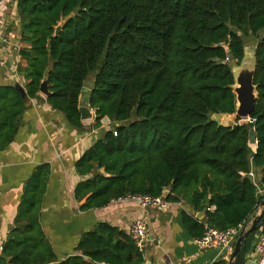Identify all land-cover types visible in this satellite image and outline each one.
<instances>
[{"label":"trees","instance_id":"1","mask_svg":"<svg viewBox=\"0 0 264 264\" xmlns=\"http://www.w3.org/2000/svg\"><path fill=\"white\" fill-rule=\"evenodd\" d=\"M15 7L25 62L17 73L28 98L38 97L47 73L46 101L82 128L78 99L90 81L94 127L103 117L119 124L104 129L76 162L80 175L93 173L74 189L76 200L84 199L81 210L167 190V201L204 210L203 223L186 216L196 237L204 224L227 229L253 217L262 199L254 179L264 189V0H15ZM247 39L255 42L257 98L249 122L225 128L211 116L235 112L232 67ZM25 109L15 85L0 84V146L11 140ZM36 174L1 246L0 264L58 260L37 215L46 169ZM263 223L264 214L234 264H244ZM75 250L80 253L59 264L141 260L129 233L107 222L82 234Z\"/></svg>","mask_w":264,"mask_h":264},{"label":"crops","instance_id":"2","mask_svg":"<svg viewBox=\"0 0 264 264\" xmlns=\"http://www.w3.org/2000/svg\"><path fill=\"white\" fill-rule=\"evenodd\" d=\"M0 35L10 40L6 52L0 49V84L19 83L23 87V77L17 73L18 65H25V62L18 53L23 44L15 0H11L0 14ZM29 99L18 118L15 134L0 146V250L18 223L29 182L43 167L46 178L37 215L58 259L53 264L79 254L75 247L80 237L97 223L107 222L129 233L132 220L139 215L146 220L148 238L140 251L138 264H212L219 259L228 262L222 249L197 246L196 236L186 225V216L203 223L205 214L193 210L182 199L169 201L163 209L141 208L134 202L116 199L101 208L81 210L84 199L77 201L74 189L78 182L93 173L80 175L76 162L112 122L103 117L100 126L94 127L93 114L92 119L81 121L82 128H76L40 92L37 98ZM96 172L102 173V169ZM257 235L258 232L252 246Z\"/></svg>","mask_w":264,"mask_h":264},{"label":"water","instance_id":"3","mask_svg":"<svg viewBox=\"0 0 264 264\" xmlns=\"http://www.w3.org/2000/svg\"><path fill=\"white\" fill-rule=\"evenodd\" d=\"M71 16L72 15H69L68 17L58 22V24L54 28V35H57L59 33L64 23ZM253 47L255 48V45ZM245 48L246 45L244 47V55L241 61L239 62V64L232 67V71L234 75V84L232 85V90L235 94V99H236L235 112L233 114H213L217 118L211 117L213 120H216L220 126L225 128H233L240 124L239 123L240 120L249 119L251 113L254 110L255 100L257 98V89H256V85L254 84V76L256 70L255 54H254V48L251 54H247ZM6 84H10V83H6ZM14 85L16 89L20 92L23 103L27 106L29 104L30 99L26 95L24 88L19 83H16ZM93 87H94L93 82L86 81L83 83V88L80 91L77 107L80 113L81 121H85L93 118L94 112L89 105L90 91L93 89ZM39 92L46 97L50 94L48 88L47 73L44 74V77L40 82ZM221 115H225V116L219 120ZM250 142L251 143L256 142L254 134L252 132L250 133ZM200 212L204 214V210ZM263 214H264V197L261 199L253 217L244 223L243 228L240 230L239 234L237 235L234 241L233 249L229 254L227 264L235 263V258L240 252L243 239L250 232L256 229L257 225L259 224V222L263 217ZM196 217L200 218V216H196Z\"/></svg>","mask_w":264,"mask_h":264},{"label":"built area","instance_id":"4","mask_svg":"<svg viewBox=\"0 0 264 264\" xmlns=\"http://www.w3.org/2000/svg\"><path fill=\"white\" fill-rule=\"evenodd\" d=\"M10 1L11 0H0V14L2 13V11H4ZM9 45L10 40L7 37H2L0 35V49L2 50V52H6V48ZM117 125L119 124L111 123V125L108 127L114 128ZM250 176H253L251 172ZM254 181L257 187V195L263 198L264 189L257 183L255 179ZM118 199L134 202L141 208L153 207L157 209H163L166 208L169 204V201L165 199L164 192L159 196H151L148 194H128ZM244 223H240L235 227H230L227 229H218L204 224L203 234L199 237H195L194 241L201 249H222L225 253L226 259H228L229 254L233 249L234 241L240 230L243 228ZM129 235L134 241L135 246L138 248V250H141L148 238L147 223L143 215H139L132 220L129 228ZM244 264H264V223L258 231L256 241Z\"/></svg>","mask_w":264,"mask_h":264},{"label":"rangeland","instance_id":"5","mask_svg":"<svg viewBox=\"0 0 264 264\" xmlns=\"http://www.w3.org/2000/svg\"><path fill=\"white\" fill-rule=\"evenodd\" d=\"M245 45H246V52L247 54H251L252 50H253V46L255 45V42H254V39H247L246 42H245ZM235 66V65H233ZM225 115H221L219 120L224 117ZM212 118H217L215 115H212L211 116ZM250 120L249 119H244V120H240L239 123L242 124V123H246V122H249Z\"/></svg>","mask_w":264,"mask_h":264}]
</instances>
